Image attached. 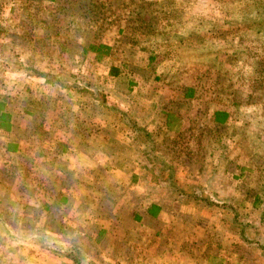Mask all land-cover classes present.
<instances>
[{"label": "crops", "instance_id": "1", "mask_svg": "<svg viewBox=\"0 0 264 264\" xmlns=\"http://www.w3.org/2000/svg\"><path fill=\"white\" fill-rule=\"evenodd\" d=\"M176 1L152 0L149 5L152 8H157V13L165 17L162 20L165 25L156 31V26L149 27L147 20L144 19L145 27L142 26V29L138 30L131 26L130 34L135 36L137 33L138 38L143 39H149L150 35H160L163 36L164 41H171L168 43L169 45L184 44L185 33H188L189 36L191 31L179 33L170 26V22L174 21L177 15L174 11L176 10L174 8ZM181 1L184 2L182 5L189 6V9L190 5L192 7L196 2V0ZM138 2L141 4L140 0ZM109 5L112 4L109 3ZM162 7L165 8L160 11ZM108 12L114 14L111 13L112 11ZM92 19L98 21L95 17ZM108 21H110V17ZM94 33L92 34L94 35ZM173 40L177 41L173 42ZM150 42L146 43L145 47L138 43L133 46L139 49L140 53H148L146 49ZM213 43V39L207 40V45L212 46ZM89 44L86 43L85 46L80 44V46L86 48ZM218 49L219 47L216 50L217 53H214L212 57L215 64L222 63L220 57L224 58L221 53H218ZM150 51L153 52V50ZM151 52L143 60L144 64L140 63L142 59L139 62L133 57L128 60L129 57L125 56L128 58L118 65L115 64L118 60L107 56L110 53L108 49L107 54L97 62V64L106 65L105 75L107 77L105 81L111 83V91L105 89L102 92L103 97L94 95L95 91L92 90L91 85H79L74 81V87L70 91L63 87L71 83L66 82L60 89L67 90L68 93L65 92V97L57 101L53 110L46 111L49 91L43 80H39L40 84L38 85L33 84V86H37L30 94L28 102L23 103L22 99H19V95L22 93H18L14 111H8L6 107L3 108V100L0 97V175H8L7 170L11 168L10 166L16 168L27 161L29 167L32 168L30 172L36 174L39 171L38 176L33 173L29 175L34 190L38 188L35 184L40 183L42 176L48 172L46 181L51 176L50 181L55 177L57 180L65 179L68 174H74L77 179L78 174L75 172H80L79 178H83L84 172H90L89 168H91V173L85 174L87 177L92 175L90 179H81L82 181L77 179L75 185L71 187L60 186L59 191L62 197L74 196L79 200L78 204L80 205L74 210L75 220H61L60 226L74 230L79 235L75 238L80 237L81 239L84 236H89L88 229H91L93 245L98 241L97 250H94L95 255L102 258L104 262L115 263L112 258L118 257L117 263L126 264V259H129L128 264H130L131 259L135 256L140 264H177L176 256L182 257L181 262L184 264H264V258L255 254L252 248L241 255H227L226 251L221 252V249L226 248L237 247L239 249L243 247V244L264 247L263 236L256 232L264 227V125L262 126L260 123V120L264 122V115L261 114L260 107L254 102L252 104L243 103L237 107L239 109H235L234 113H230L228 105L232 103L235 95L231 88L229 90L226 87L222 89V91L226 90L221 92L227 96V100L224 102H227L225 107L228 109L221 106L220 109L212 111L209 117L206 115L210 121L201 131L197 132L203 139L200 144L203 150L208 153L209 149L214 147V151L220 153L221 159L209 155L204 157L202 164L216 166L220 160L222 166L219 167V170L223 172L224 176L220 179L221 184L218 186L221 192L216 195H208L207 198L196 199L195 197H200L203 191L200 186L198 191H195L197 175L187 173L184 169L181 172L180 166L176 169L172 167L171 173L167 174L162 172V168H157L162 167L160 161L157 160L159 156V159L165 158L167 162L171 161L173 152L179 156V148L171 146L172 148L165 150L167 154L163 156L160 152L162 149L156 147L155 141L158 137L155 135L178 134L181 136L180 131L184 134V129L189 127L187 121L170 129L165 125L149 127V129L144 125H139L142 131L137 133L122 120L121 115L123 113L130 115L133 111L131 110L132 106L137 102L150 107L153 111H160L163 116H172L177 122L181 121L179 118L177 119L173 110H180L179 106L184 111L183 116L190 115V102L195 100L191 92L188 93L191 91V87L187 84L181 85L188 88L185 94L173 93L171 89V94L174 96L171 98L167 91V83L164 82V85L161 82H150L151 78H156L155 80L158 81L161 76V72L158 71L152 76L158 65L157 57L153 58ZM170 62L172 67L176 66V68L178 64H181L180 61H173L172 58ZM210 67L212 66L210 65ZM97 79L99 78H96L95 81ZM18 83L20 84V81ZM41 84L45 87L41 88ZM143 85L146 86V89ZM83 89L88 91L85 93L86 97H89L88 103L85 102L86 105L81 103L83 102L81 97ZM70 92H73V95ZM168 100H172L170 104L172 111L167 109L170 108ZM40 107H43V110L40 111ZM171 112L172 114H170ZM216 112L223 113L225 118L220 122L213 120L212 116ZM49 115L55 120L46 123L45 119ZM136 115L133 111L131 117L137 119ZM107 120H111L112 126L105 125ZM78 123L81 124V127L87 128L86 134L82 132L84 128L77 130L75 125ZM46 124L54 129V134H57L60 139L56 140L57 136L53 137L47 130ZM57 128L63 133L58 135ZM69 129L70 132L71 129L75 132L74 136L76 137V143L71 147L66 142ZM213 134H215L214 137ZM143 135H146L148 139H145ZM150 137H153L155 141L153 138L151 141ZM187 138L190 140L189 135ZM213 139L217 141V144L214 143L212 147H208L210 140ZM189 143L185 140L180 145L183 150H187L186 146ZM24 149L30 150L26 151L28 160L21 158ZM41 149L44 157H38L40 152L36 153ZM186 152H182L181 155ZM5 157L8 159L6 160ZM171 162L168 164H174V161ZM177 165L176 163L173 166ZM77 168L80 171H77ZM213 171L216 170L209 171L210 178L213 176ZM20 182L22 180L15 176V184H12L10 189L11 196L15 197L16 188H23V184ZM168 182L176 186L167 190L168 196L176 195L179 191L178 188L182 186L181 182H183L185 186H191V192L195 196H193L194 200L192 199L188 206L183 202L184 206L182 207L175 204L172 210L164 208L165 204H169V202H161L163 201L161 194L166 191L165 185ZM105 190L110 193L109 197L113 202L99 200V206H103L105 210L100 208L98 213L92 214L91 221L81 220L82 216L89 212L85 210L87 202L84 199H105L106 196L101 193ZM119 190L125 192L123 197H120ZM6 191V189L0 188V197ZM228 191H230L231 197L236 198L235 200L225 196ZM251 192H253L252 198L247 199ZM136 206H140L141 212L139 210L138 214L148 224H145L142 219L141 223L136 222L138 216L134 211ZM196 207L197 209H195ZM190 208L194 211L191 212ZM181 211L184 212L182 219H180ZM78 219L80 220L78 221ZM148 220H151L150 223ZM31 227L50 229L48 223H34ZM245 230L247 232L248 230L255 231L257 234L254 232L255 236H248L253 234L247 233ZM1 240L2 235L0 236ZM9 241L11 246H15L14 239ZM106 242L112 245L108 254L106 252L109 250L103 249ZM159 244H165L164 250L158 254L152 253L153 246ZM209 245H211L210 250H203V247L208 248ZM25 246H27L26 249H19V257L12 258L13 264H78L75 258L72 260L73 257L69 255H61L55 251H39L34 245L28 243ZM4 257H0V264H5L2 262ZM171 260L173 262H170Z\"/></svg>", "mask_w": 264, "mask_h": 264}, {"label": "rangeland", "instance_id": "2", "mask_svg": "<svg viewBox=\"0 0 264 264\" xmlns=\"http://www.w3.org/2000/svg\"><path fill=\"white\" fill-rule=\"evenodd\" d=\"M138 1L0 0V97L3 100V108L6 107L8 111H14L18 93H22V95H19V99H22L23 103L25 101L28 102L34 87L40 84L39 80H43L49 91V98L45 108L46 111H51L56 107L57 101L65 97V92L68 93L67 90L62 91L60 89L62 84L65 85L66 82H71L68 85H72V87H74V82L79 85H91L92 90L95 91L94 95H102L105 89L111 91V83H106L105 81L107 77L105 75L106 65L97 64L103 55L100 56L98 61L90 53L83 55L80 52V44L85 46L86 43H90L89 45L107 47L110 51L107 56L118 60L115 63L118 65L120 62L122 64L124 59L128 57V60L133 57L134 60L139 62L142 59L140 63L144 64L142 63L144 62L143 60L150 54V50H153L151 53L153 58L157 57L158 68L152 73V76L156 71L161 72V76L158 81L155 80L156 78H151L150 82H161L164 85L167 83V91H169L171 98L174 97L171 94V89L173 93L185 94L188 88L186 89L185 86L181 85L187 84V86L191 87V95L195 97V100L190 102V115L187 116H183L184 111L181 106H179L180 110H173L172 106H170L172 100H168L170 108L167 109L169 111L173 110L177 119L179 118L181 122H177L172 116L166 119V116L161 115L160 111H153L150 107L138 102H135L136 104L133 106L131 105V110L138 116L136 119L132 115V118L136 120L138 125H144L148 129L149 127H159L160 125L177 127L185 121L189 124V127L184 129V134L180 131L181 136L178 134L155 135V137H158L156 141L153 137H150L151 141L154 139L155 144H157L156 147L162 149L160 152H162L163 156L167 154L165 150L172 148L171 146L179 148V156L176 152H173V156H171L173 158L171 161H174V164L177 163V166H173L174 164L169 165L168 162L172 163L171 161L167 162L162 157V159H159V156L157 160L160 161L159 163L162 167L157 168H162V172L167 174L171 173L172 167L176 169L180 166L181 172L184 169L187 173L198 176L195 191H198L199 186L203 190L200 197H195L191 192V186H185V183L181 182L182 186L178 188V193L168 196L167 190L176 186L171 185L169 182L166 183V191L161 194V199L163 200L161 202H169L163 207L172 210L175 204L182 207L184 202L188 206L193 196L196 199H203V197L205 198L208 195H216L221 192L218 186L221 184L220 179L224 178V176L223 172L219 170V167L222 166L220 160L216 166L202 164L204 157L209 155L221 159L220 153L214 151V147L209 149L208 153L210 154L203 150L200 147L203 139L197 133L210 121L208 118L209 114L216 109H220L221 106L224 109L229 108V112L234 113L235 109H239L237 107L241 104H252L254 102L260 107L261 114L263 113L264 115V10L261 9V7L263 8L264 0H196L195 5L192 7L190 5V9L189 6L182 5L183 1L177 0L174 2L176 3L174 6L176 10L174 11L177 15L174 18L175 20L170 22V26L179 33L191 31L189 36L188 33H185L186 36L183 39L186 41H183L184 44L177 46L169 45L168 43H171V41H164L163 36L160 35H156L157 37L150 35L149 39H143L138 38L137 33L135 36L130 34L129 29L131 26L138 28V30H141L142 26L143 28L145 27L143 24L145 22L143 21L144 19L147 20L149 27L154 28L156 26V31H159L165 25L162 21L165 17L157 13V8H152L149 5L152 0H140L141 4ZM109 3L112 5H109ZM137 3L139 4L137 5ZM91 5L93 6L92 11L89 8ZM136 6L138 7L136 8ZM163 8L165 7H162L160 11ZM134 10L136 12H133ZM108 11H112L111 13L114 14H109ZM94 17L98 21L93 20L92 18ZM109 17L110 21H108ZM157 27L159 28L157 29ZM93 32H95L94 35L92 34ZM210 39L214 40L212 46L207 45V40ZM149 41H151L149 49H146L148 53H140V50L133 46L138 43L145 47V44L149 43ZM176 41L173 40V42ZM220 41L222 43L219 44ZM218 47V53H221L224 58L220 57L222 63L215 64L212 57L214 53H217ZM125 56L128 57L125 58ZM171 58L173 61H180L181 64H178L177 68L176 66L172 67ZM146 72L148 75L147 70ZM96 78L99 79L95 81ZM18 81H20V84ZM97 82H100V84H97ZM34 83L37 85L33 86ZM40 86L41 88L45 87L42 84ZM63 87L66 88V86ZM143 87L146 89L145 85ZM224 87L227 90L231 88L232 93L235 95L228 108L225 107L227 102H224L227 100V96L222 94V92L226 91H222ZM72 93L71 95H73ZM81 97L84 99H82L83 102L81 103L86 105L85 102L88 103L89 97H86L85 93ZM41 110H43V107H40ZM133 111L128 115L129 117H131ZM50 120L54 121L55 119L49 115L45 121L48 123ZM233 120L236 121L235 118ZM105 121L103 120V123ZM260 123L262 126L264 125L261 120ZM72 125L74 124L72 123ZM105 125L112 126L111 120H107ZM45 126H47V130L51 132L53 137L57 136V134H54L53 128L51 129L48 124ZM75 126L77 130L84 128L82 132L86 134V127H81L79 123ZM187 130H189V133H187ZM56 132H58V135L63 133L59 128H57ZM74 135L75 132L72 129L70 132L69 129L66 140L69 147L76 143ZM187 135L190 136V140ZM212 136L214 137L215 134ZM57 139L60 138L57 136ZM185 140L190 142L186 146L188 151L183 150L182 145H180ZM84 141L86 140L84 139ZM214 143L217 144V141H214V139L210 140L208 147H212ZM26 151L30 150H23L22 160H28ZM38 152H40L38 157H44L42 149L36 153ZM182 152L186 153L181 155ZM5 159L7 160L8 158L5 157ZM217 159L215 160L217 161ZM10 167L7 170L9 176L0 175V188L7 190L0 197V236L2 235L0 257L5 256L2 262L13 264L12 258L19 257V249H26L27 246L25 245L27 243L34 246L39 245L37 241L42 239L41 241L45 243L43 250L69 255L73 257L71 258L72 260L75 258L78 264H119L117 263L118 257L112 258L113 262H115L112 263L111 261L104 262L102 258L95 255L96 252L94 250L98 247V241L93 245V239L90 235L91 229H88L89 236H84L82 239L79 237V239L75 238V236L79 235L74 230L60 226L62 224L61 220H75L74 210L80 206L78 204L79 200L75 199L76 197L70 195L62 197L59 191L60 186L71 187L75 185L77 179H90L92 175L87 177L85 174L91 173V168H89L90 172H84L83 178H79L80 172H75L78 174L77 179L74 174H68L65 179L57 180L55 177L50 181L52 176H49V180L46 181L48 172L42 176L40 183L35 184L38 188L33 190V183L32 180H29V175L33 173L38 176L39 171L36 174L30 172L32 168L29 167L27 161L19 167ZM77 169V171H80L79 168ZM212 169L216 171H213V176L210 178L208 174ZM13 175L14 177H12ZM15 176L22 180L20 183L23 184V188H16L15 197H13L10 189L12 184H15ZM43 188L45 189L42 190ZM234 190L236 189L234 188ZM118 192L121 194L120 197L125 194L121 190ZM101 193L106 196L105 199H84L87 202L85 203L87 204L85 210L89 212L84 214L81 220L91 221L93 219L92 214L98 213L100 208L105 210L103 206H99V200L110 202V193H107V190ZM252 193L247 199L252 198ZM195 194L199 196L197 192ZM225 196L233 200L236 199L231 197L230 191ZM132 204L135 205V203ZM139 208L140 206H136L134 211L138 215L136 222L141 223L142 218L138 214L141 212ZM190 210L191 212L194 211L192 208ZM183 214L184 212L181 211L180 219L183 218ZM142 220L145 223V219ZM150 221L148 220L149 223ZM34 223H48L50 229H46V227L43 228L45 230L34 229L31 227ZM248 232L253 234L248 236H255V231L248 230ZM256 232H259L264 239V227ZM10 239L15 240V246H11ZM164 246L165 244L153 246L151 252L158 254L164 250ZM210 247L211 245L208 248L203 247V250H210ZM111 248V244L104 243L103 249L105 251ZM249 248H252L255 254L264 258V247L261 248L249 244H243V247L239 249L237 247L221 249V252L226 251L227 255H241L246 250H250ZM109 252L110 250L106 254ZM136 258L134 256L130 264H140ZM181 258L175 256L177 264H184V262H181ZM128 262L129 259H126V264ZM170 262L173 261L171 260ZM120 263L123 264V262Z\"/></svg>", "mask_w": 264, "mask_h": 264}, {"label": "trees", "instance_id": "3", "mask_svg": "<svg viewBox=\"0 0 264 264\" xmlns=\"http://www.w3.org/2000/svg\"><path fill=\"white\" fill-rule=\"evenodd\" d=\"M98 4V3H97ZM96 4V5H97ZM263 8L261 7V9L264 10V3L262 4ZM90 10L92 11V8L93 6H89ZM264 15V14H263ZM107 51L108 49L103 46V45H94V44H91V45H88L86 48H81L80 52L84 55V54H87V53H90L94 56V59L95 60H99L100 56L104 55V54H107ZM66 88H70L72 89V85H65ZM83 92L81 93H88L86 90H82ZM191 91H188V93H190ZM95 94V93H94ZM123 118V122H125L127 125H130L133 129H135L137 131V133H141L140 131H142V129L139 127L138 123L132 118V117H129L128 115L126 114H122L121 115ZM169 119L170 116H166V119ZM225 118V115L223 113H220V112H216L214 113V116H212V119L215 120V121H222L223 119ZM129 119V120H128ZM168 129L172 128V126L170 127H167ZM143 137L145 139H148L146 137V135ZM35 238V237H34ZM38 238V237H37ZM42 240V239H41ZM37 241V243H39V245H35V248L39 251H42L45 247V243L44 241Z\"/></svg>", "mask_w": 264, "mask_h": 264}]
</instances>
